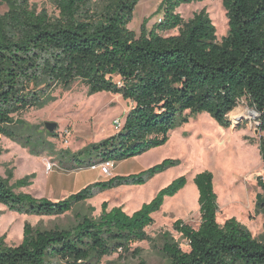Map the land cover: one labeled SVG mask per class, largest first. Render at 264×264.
<instances>
[{"label":"trees","instance_id":"obj_1","mask_svg":"<svg viewBox=\"0 0 264 264\" xmlns=\"http://www.w3.org/2000/svg\"><path fill=\"white\" fill-rule=\"evenodd\" d=\"M5 1L8 8L0 14L1 135L24 140L33 151L43 146L44 140L22 130L14 115L45 106L56 87L69 88L76 80L84 82L90 95L106 91L131 103L121 128L89 145L87 157L98 162L161 146L173 130L202 112L229 127L228 114L241 98L257 112V130L264 132V0H221L228 30L219 41L205 8L187 20L176 12L182 4L204 0H161L156 10L161 20L147 28L144 19L139 33L127 27L139 0H50L57 15L37 10L30 0ZM175 28L176 34H160ZM258 150L264 164L262 137ZM80 157L74 160L81 165ZM179 163L166 158L137 173L92 182L59 200L16 191L28 186L32 175L14 184L11 173L0 175V203L19 214L59 215L96 191L142 185ZM192 182L199 225L173 222L188 249L164 233V264H264V234L253 237L234 217L218 223L213 173L197 172ZM257 183L264 222V176ZM186 184L185 175L172 179L131 214L121 207L108 210L103 202L98 217L79 215L69 228L42 229L25 222L17 245H6L0 236V264H99L106 255L127 252L132 243L148 239L153 214ZM137 264L147 263L139 258Z\"/></svg>","mask_w":264,"mask_h":264},{"label":"rangeland","instance_id":"obj_2","mask_svg":"<svg viewBox=\"0 0 264 264\" xmlns=\"http://www.w3.org/2000/svg\"><path fill=\"white\" fill-rule=\"evenodd\" d=\"M160 1L139 0L127 27L139 33L144 19H148L147 28L159 22L162 15L156 10ZM29 2L37 10H46L49 15L58 13L50 0ZM7 8L6 1L0 0V14ZM203 8L213 21L219 41L228 30L221 0L193 1L180 5L176 12L187 20L194 12ZM177 31L175 28L160 31V34L172 35ZM52 95L54 99L45 106L32 107L20 115H14L15 119L22 122V130H28L33 137L44 140L43 146L37 145V149L33 151L24 140L0 134V175L7 177L11 173L10 184L32 175L30 184L16 188V191L59 200L92 182L107 180L115 175L137 173L166 158L179 159L180 163L154 175L142 185H121L96 191L93 197L78 204L74 210L59 215L19 214L0 203V236H5L6 245L15 246L20 243L25 222L42 229L69 228L76 223L79 215L98 217L103 202H106L108 210L121 207L131 214L142 203L148 202L168 180L185 175V187L175 196L166 198L160 210L153 214L154 222L146 228L148 239L132 243L127 252L106 255L99 262L137 264L139 258H142L147 264H164V233L168 232L183 250L188 249L186 240L173 229V222L181 219L193 228L199 225L198 192L192 178L203 170L213 173L218 223L222 224L227 218L234 217L253 237L260 239L264 234L263 213L257 205L258 195L261 194L257 181L260 176H264L258 143L260 137L264 139V132L257 130L258 114L247 105L245 98H241L228 114L231 122L229 127L218 125L206 112L196 114L186 124L173 130L165 144L140 155L114 160L111 173L103 175L99 168L90 167L91 163H98V160L93 156L87 157L89 145L116 132L113 120H123L131 107L130 101L123 99L120 94L106 91L90 95L81 80L74 81L66 89L56 87ZM46 122L56 123L52 132L46 129ZM78 155H81L83 161L81 165L74 160ZM48 162L51 164L49 170L46 168Z\"/></svg>","mask_w":264,"mask_h":264},{"label":"built area","instance_id":"obj_3","mask_svg":"<svg viewBox=\"0 0 264 264\" xmlns=\"http://www.w3.org/2000/svg\"><path fill=\"white\" fill-rule=\"evenodd\" d=\"M160 20H161V18H160ZM256 123L258 125L257 119H256ZM113 126L115 128V131L117 132L122 126V119H120V118L114 119L113 120ZM113 165H114V160L108 159V160L101 161L98 163H91L90 167L91 168H99L100 172L103 175H109L111 173V169H112ZM46 168L48 170L51 169V164L49 162L47 163Z\"/></svg>","mask_w":264,"mask_h":264},{"label":"water","instance_id":"obj_4","mask_svg":"<svg viewBox=\"0 0 264 264\" xmlns=\"http://www.w3.org/2000/svg\"><path fill=\"white\" fill-rule=\"evenodd\" d=\"M45 127L49 132H52L54 130V128L56 127V123L55 122H46Z\"/></svg>","mask_w":264,"mask_h":264},{"label":"bare ground","instance_id":"obj_5","mask_svg":"<svg viewBox=\"0 0 264 264\" xmlns=\"http://www.w3.org/2000/svg\"><path fill=\"white\" fill-rule=\"evenodd\" d=\"M208 117H210V116H208ZM211 119V118H210ZM248 180H250V179H248ZM214 183H216V181H215V179H214ZM243 198V197H242ZM253 200V199H252ZM250 201V200H249ZM218 202L220 203V197H218ZM244 206V205H243ZM240 207V206H239ZM245 208V207H244ZM241 209H243V207H241Z\"/></svg>","mask_w":264,"mask_h":264},{"label":"crops","instance_id":"obj_6","mask_svg":"<svg viewBox=\"0 0 264 264\" xmlns=\"http://www.w3.org/2000/svg\"><path fill=\"white\" fill-rule=\"evenodd\" d=\"M202 2H204V1H202ZM123 119H124V118H123ZM169 182H170V180H168L165 184L167 185ZM164 186H165V185H163V187H164ZM161 188H162V187H161ZM159 189H160V188H159ZM159 189H157V191H158ZM157 191H156V192H157ZM156 192H155V193H156Z\"/></svg>","mask_w":264,"mask_h":264}]
</instances>
